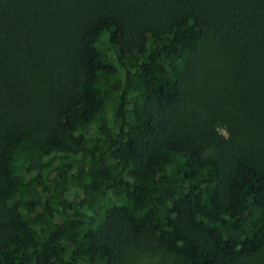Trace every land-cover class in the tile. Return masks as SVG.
Returning <instances> with one entry per match:
<instances>
[{
    "label": "trees",
    "instance_id": "1",
    "mask_svg": "<svg viewBox=\"0 0 264 264\" xmlns=\"http://www.w3.org/2000/svg\"><path fill=\"white\" fill-rule=\"evenodd\" d=\"M211 47L241 140L183 117ZM145 240L264 255V0H0V264H135Z\"/></svg>",
    "mask_w": 264,
    "mask_h": 264
},
{
    "label": "rangeland",
    "instance_id": "2",
    "mask_svg": "<svg viewBox=\"0 0 264 264\" xmlns=\"http://www.w3.org/2000/svg\"><path fill=\"white\" fill-rule=\"evenodd\" d=\"M224 53V49L220 47H216V51L211 47L204 53L205 56H202L201 65L204 63V74L209 71L205 74L208 82L202 80L201 86H197L198 91H192L185 103L183 117L188 121L197 122L200 119L206 122L220 114L219 116L224 117V120L216 123L219 134L226 139H231L236 132L237 140H241L248 131L247 128L253 126V120L250 117L252 113L249 114L244 105L243 107L240 105L236 86L240 67L233 61L221 59L220 56H224ZM206 69L209 70L206 71ZM36 87L37 84L33 81L29 86L30 92L35 93ZM231 108L235 109V112H231ZM226 113H229L228 117ZM145 242L144 246L134 250V256H137L135 264H186L182 257L167 252L157 243L147 240ZM246 264H264V255L247 261Z\"/></svg>",
    "mask_w": 264,
    "mask_h": 264
}]
</instances>
